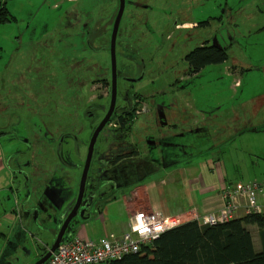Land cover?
Returning a JSON list of instances; mask_svg holds the SVG:
<instances>
[{"label": "flooded vegetation", "instance_id": "1", "mask_svg": "<svg viewBox=\"0 0 264 264\" xmlns=\"http://www.w3.org/2000/svg\"><path fill=\"white\" fill-rule=\"evenodd\" d=\"M67 1L69 5H75L80 0ZM107 1L103 0L99 3L101 6L99 18H91V20L90 16L86 17L85 25L89 26L87 34L89 32L90 39L96 38L99 42L102 41L104 47L101 49H107L106 44L109 40L111 65L108 73L93 74L92 67L86 71H82L81 68L77 73L70 68L66 69L67 71L64 69V74L67 76L58 90L54 87H46L44 91L39 90L28 97L23 96L18 88L15 91L12 84L9 87V83H6L4 90L0 88V136L6 147L9 168L14 174V183L22 189L20 205L29 219L31 218L32 221L35 219L38 227L44 226L42 229L53 239L57 237L65 220L78 204L90 155L82 205L88 197L87 207L91 210L85 211L81 206L67 229V237L74 238L86 222L97 220L103 214L104 205L111 199L126 197L133 199L139 186L135 188L129 186L140 175L141 170L159 173L169 163L178 164L179 157L187 148L185 146H190L189 148L193 150L194 142L200 147L202 138L206 141L205 138L210 137L207 127L213 122L211 112L205 110L200 120L197 116L190 115L185 105L179 103L176 89L201 93L202 89L206 88L203 83H208V78H205L208 71L205 70L212 65L193 67L189 56L197 50L212 47L223 49L228 54L227 48L219 45L216 39L214 41L207 39L187 54L185 60L188 70H185L182 76L173 74L177 79L169 86V91L164 92V96H160L162 91L155 93H151V89L137 91L136 86L148 76L158 79L155 74H146L144 60H141L142 50L140 49V52L136 50L139 47L145 50L147 43L151 42L145 32L147 34L150 31L155 32L151 21L155 9L149 2L157 3L160 0H148L146 3L142 0L140 3L125 0L124 12L115 40V55L112 44L121 10V0H118L119 9L116 15L110 14L111 0H109L110 4H106ZM128 6L135 9L127 30H121V23ZM136 8L148 13L145 21L144 16L138 14ZM68 10V8L65 10L64 15L68 19L69 26L74 22L75 26L70 27L79 29L82 10L79 8ZM161 21L162 19L155 18L156 30L160 32L157 40L162 38L163 42L158 41V43H163L164 50H167L171 40H175V35L180 34L179 36L184 37L188 31L208 28L212 25L210 21L197 24L190 20H177L173 27L165 30ZM135 29L139 30V34L132 39ZM78 35L79 33H76V36ZM165 35H167L166 39ZM75 42V48L60 49L55 52V56H60V59L63 55L61 61L77 58L76 61H82L83 64L87 62L89 57L82 55L85 52L81 45L82 40ZM93 51L96 53L98 49L94 47ZM136 58L139 60L137 61ZM138 62L141 63L137 65L139 68L136 66ZM81 63H75L74 67H79ZM133 66L135 70L139 69L136 74L131 72ZM50 73L55 74V72ZM0 75L1 82L7 81L5 74ZM238 86H241V82H238ZM23 91L27 93L28 88H23ZM41 96L45 97L43 101H39ZM11 97L16 99L15 105L19 109L26 106L24 102L29 98H38L37 108L30 110L33 111L31 118L23 119L24 110H12L14 106L7 104V100ZM187 104L190 105L188 102ZM194 120H197L195 126L192 124ZM186 140L188 142H184ZM102 147L107 148V151L100 155ZM197 152L196 157L205 155L200 151ZM125 159L129 161L126 162L123 170L112 174L108 172ZM77 164L82 168L81 178L76 179V187H71L72 170L76 171ZM91 169L95 171L93 176ZM121 186L127 188L120 189ZM35 203L43 207L48 215H44L42 211L38 214L37 210L41 209L34 207ZM59 208H67V211L61 212L58 216L50 215Z\"/></svg>", "mask_w": 264, "mask_h": 264}, {"label": "rangeland", "instance_id": "2", "mask_svg": "<svg viewBox=\"0 0 264 264\" xmlns=\"http://www.w3.org/2000/svg\"><path fill=\"white\" fill-rule=\"evenodd\" d=\"M102 1L80 0L75 5H69L67 0H0V9L5 6L9 18L12 20L15 18L11 22L0 23V56L2 58L0 74H5L7 80L1 82L0 79V88L4 90L6 83H9V87L12 84L15 91L18 88L22 91L23 96L28 97L39 90L44 91L46 87H54L58 90L62 86L65 76H67V74H64V69L70 68L77 73L81 68L82 71H86L89 67H92L93 74L108 73L111 65L109 40L106 44L107 49H101L104 47L102 41L99 42L96 38L90 39L89 32L87 34L89 26L86 27L85 25L87 22L86 17L90 16L89 19L99 18L101 11L99 3ZM133 1L140 3L141 0ZM142 1L146 3L148 0ZM149 3L155 9L151 15L155 32L150 30H148L150 31L148 34L145 32L147 39L151 42L147 43L145 50L139 47L136 51L140 52V49L142 50L140 52L141 60H144L146 74H155L158 79L148 76L136 86L137 91L146 89H151V93L162 91L163 93H160V96H164V92L169 91V86L177 79L173 74L182 76V73L188 70L185 60L187 54L198 48L203 41L207 39L214 41L216 39L219 45L225 49L227 48L229 60L223 64L209 66L205 70L208 71V74L205 75V78H208V83H203L206 88H203L201 93L197 91L190 93L175 88L179 103L185 105L190 115L197 116V119L200 120L204 116V111L209 110V107L216 109L222 105V112L214 114L218 118H224L232 114L233 116H244L247 108H251L252 105L261 103V100H264V97L254 99L264 92V0H160L157 3L153 1ZM106 4H110V1L108 0ZM67 8L68 11L79 8L83 12L80 17L79 29L77 27L78 32L77 29L71 28L75 26L74 22L70 25L71 27L69 26L68 19L64 15ZM109 8L110 14L116 15L119 9V1L111 0ZM134 9L130 6L127 7L121 23V30H127ZM136 10L138 14L141 13L144 16L145 21L148 13L143 12L142 9L136 8ZM155 18L162 19L161 25L165 30L173 27L177 20H190V22H196L197 24L210 21L212 25L208 28L188 31L186 32L187 36L184 37L179 36L180 34L175 35V40H171L167 50H164L163 43H158V41L163 42L162 38L160 37L157 40L160 32L156 30ZM69 28L74 31L69 30ZM76 33H79V35L76 36ZM138 34L139 30L135 29L132 39ZM166 38L167 35H165ZM77 40H82L81 45L85 50L82 55L89 57L87 62L83 64L82 61H76L77 58L72 60L68 58V61H61L63 55L60 59V56H55V52L60 49L75 48V41ZM187 40L189 41L187 42ZM94 47L98 49L96 53L93 51ZM90 56L92 57L90 58ZM136 59L139 60V58ZM75 63L81 64L75 68ZM140 64L138 62L136 66ZM137 67L139 68V66ZM138 70H135L133 66L131 72L136 74ZM50 72H55V74ZM238 80L241 82L239 87L236 86ZM23 88H28V92H24ZM13 97L7 100V104L14 106L12 110H24L23 119L31 118L33 111L30 110L37 108L38 98H29L24 102L26 106L19 109L15 105L16 99ZM55 97L59 98L58 96ZM44 99L45 97L41 96L39 101ZM104 104H106V101ZM196 121L194 120L192 123L194 126ZM243 121L246 122V119H243ZM234 124L239 126L238 122ZM238 128L243 130L228 143V146H232L229 154L230 152L233 154L231 156L235 161H227L231 177L230 183L235 185L240 182L248 184L255 179L254 174L249 173L244 169V166H238V164L251 166L253 162L257 163L261 159L257 158V152L264 151V136L262 134L256 135L255 133L246 132L248 128L246 125ZM233 129L235 130V128ZM104 151L106 152L107 148L102 147L100 155ZM136 159L139 160V158ZM127 161L129 159L123 160L108 172L112 174L123 170ZM259 163L264 165L263 160ZM79 167L80 164H77L76 171L72 170V177L70 176L71 187H76V179L81 178L82 168ZM140 173H143V175H140L145 183L151 182V175L147 178L145 172L141 170ZM94 174V169H91V175ZM162 177L161 175L155 179L156 181H153L156 185V192L158 194L162 192L164 197L167 196L169 205L172 208L189 207L191 201L188 198L193 193L183 184L187 180L185 176H178L177 183H171L168 179L163 181L164 178ZM3 197L4 195H0V201L4 202L5 206L10 207L13 196L11 195L10 200ZM87 201L88 197H86L84 203L85 208L88 206ZM123 203L124 201L112 203L109 215L110 221L106 230L114 231L115 227L118 228L127 219ZM144 209L142 208L143 211ZM193 217H196L194 213L189 216L190 219ZM104 218L106 219L107 216H101L102 220ZM5 222L8 223L7 220ZM5 222L2 225L7 226L9 223ZM102 224L103 222L98 223L95 227L97 234L103 232ZM7 241L0 234V251ZM52 243L53 238L50 237L49 233H39L26 242L27 250H33V253L31 255L18 253L14 256L11 253L9 264H32L38 258L36 256L37 252H46L45 245H52Z\"/></svg>", "mask_w": 264, "mask_h": 264}, {"label": "crops", "instance_id": "3", "mask_svg": "<svg viewBox=\"0 0 264 264\" xmlns=\"http://www.w3.org/2000/svg\"><path fill=\"white\" fill-rule=\"evenodd\" d=\"M1 59L0 56V68H2ZM238 82L240 81H236L237 87H239ZM262 97H264V92L260 93V95L254 99ZM261 101V103L252 105L251 108H247L244 112V116H233L232 114L231 116L218 118V116H214V114L222 112V105H220L221 107L219 106L220 108L216 109L209 107L208 111L211 112V119L213 120L212 125L207 127L210 132V137L205 138L207 139L206 141L202 138L203 141H201L202 145H200V147L196 146V142L193 143L195 146L194 149L201 153H205L203 157H196L195 155L198 152L194 149H190V146H185L187 148H185L183 155L179 157L178 164L169 163L167 166H164V169L159 173L145 172L147 178L150 175L152 176V179L149 178L151 180L150 183H145L144 179L141 177L143 173H140L141 175H138L134 182L129 186L134 188L139 186L134 193L133 199L129 197L124 199H111L104 205L103 214L101 215L107 216V218L102 220L100 216L95 221L86 222L74 238L77 237L93 241H99L105 237L110 240L121 239L125 234L131 231V213L141 211L142 208H145L144 211L147 212H159L165 216H181L187 217L188 219H190L189 216L192 213H194L195 216L219 215L224 207L225 191L237 185L230 183L231 177L227 161L229 160L230 162H233L235 160H233L234 158L231 156L233 154L231 152L229 154V150H231L232 146H228V143L237 137L238 133L243 130L238 128L243 125L248 127L246 132L255 133L256 135L262 134L264 136V100ZM243 119H246V122L243 121ZM235 122H238L239 126L237 124L235 125ZM233 128H235V130ZM184 142H188V140ZM5 149L6 147L3 144V139H1L0 136V195H4L8 200H10L11 195L13 196V202L10 207L5 206L4 202L0 201V234L8 240L0 251V263H2L3 256L5 254L9 255L11 252L13 253V256L18 253L21 255H31L33 250H27L28 247L26 246L28 239L39 233L47 234L42 229L44 226L38 227L36 225V220L33 219L32 221L31 218L29 219L28 214H26L22 205H20V193L22 189L14 183V174L9 168L7 152ZM256 156L257 158H261L257 163L253 162L251 166L239 163L238 166H244L246 171L254 174L255 179L251 182L264 183V165L259 163L261 160H263L264 163V151L261 153L257 152ZM161 175L163 176L162 178H164L163 181L168 179L171 183H177L178 180L176 179L178 176H185V179L187 180L183 184L193 193V195L190 193L191 195L188 198L189 201H191L189 207L184 206L172 208V206L170 207L169 205V198L167 196L164 197L162 192L159 194L156 192V185L153 181ZM123 188H127V186L120 187V189ZM116 201H124L123 205L125 207L124 211L127 219L124 218L126 220L122 224L123 227L120 225L118 228L115 227L114 231L106 230L107 224L110 221V207L112 203ZM258 201L260 207L264 211V190L259 195ZM244 215L245 213L242 211L237 215V218L243 217ZM31 216H33V214ZM6 220L9 224L5 222ZM4 222L7 223L9 227L8 225H2ZM102 222L103 232L97 234L95 227L98 223ZM249 229L253 236L256 251L261 252L263 250V242L260 229L257 226H250ZM34 231H38L39 233H32ZM74 238L71 237L69 240ZM47 246L49 247V245H45V249H49ZM33 249L35 248L33 247ZM42 253L39 251L37 252V260L43 256L41 255ZM9 261L10 258L7 257L3 264H9Z\"/></svg>", "mask_w": 264, "mask_h": 264}, {"label": "trees", "instance_id": "4", "mask_svg": "<svg viewBox=\"0 0 264 264\" xmlns=\"http://www.w3.org/2000/svg\"><path fill=\"white\" fill-rule=\"evenodd\" d=\"M6 7L0 9V23L9 22ZM229 55L223 49H200L189 56L193 67L222 64ZM217 225L185 221L166 231L153 245L138 254L108 264H264V211L245 214ZM250 226L260 229L263 250L254 247Z\"/></svg>", "mask_w": 264, "mask_h": 264}, {"label": "built area", "instance_id": "5", "mask_svg": "<svg viewBox=\"0 0 264 264\" xmlns=\"http://www.w3.org/2000/svg\"><path fill=\"white\" fill-rule=\"evenodd\" d=\"M264 183H239L224 193V207L219 215L165 216L159 212L136 211L130 216L131 231L121 239L102 238L99 241L74 238L61 245L46 264H108L138 254L143 247L153 245L162 234L185 221H198L201 225L228 222L240 212L262 213L259 195Z\"/></svg>", "mask_w": 264, "mask_h": 264}, {"label": "water", "instance_id": "6", "mask_svg": "<svg viewBox=\"0 0 264 264\" xmlns=\"http://www.w3.org/2000/svg\"><path fill=\"white\" fill-rule=\"evenodd\" d=\"M124 8H125V0H121V10H120L119 16L117 18L115 31H114V35H113V44H112L113 55H115V46H116L115 45V40H116V37H117L119 24H120L121 18L123 16ZM111 112H112V110H111ZM104 124H105V122L102 124V126ZM102 126L100 127V129L98 130L96 136L94 137L92 145H93L94 141H96V137H97L98 133L100 132ZM90 158H91V155L89 157V160H90ZM89 160H88V163H89ZM88 163L86 165L84 176H83V180H82V185H81V189H80V197H79L78 204L75 206L73 211L70 213L68 218L65 220V222H64V224H63V226L61 228V231L59 232L57 237L53 240L52 246H50L49 249H47V251L45 252V254L39 260H37L34 264H46V262L52 257V255L58 250V248L61 245H63L64 243H66L71 238V237H67L66 236L67 229L70 226V223L72 222V220L76 217L78 211L81 209V206H82V208L85 211H87V210L90 211L91 210L90 208H88V207L85 208L84 205H82V200H83L85 187H86V176H87V172H88V168H89V164ZM34 207H36L37 209L38 208L41 209V210H39V209L37 210L38 214L42 211V212H44L43 213L44 215H48V212L45 209H43V207H41L38 203L37 204L35 203ZM64 211L66 212L67 208L66 209L65 208L64 209L59 208L57 211L54 210L50 215L58 216V215H61V212H64ZM11 253L9 255L5 254L3 256L1 264H3V262L6 260L7 257L10 258Z\"/></svg>", "mask_w": 264, "mask_h": 264}]
</instances>
